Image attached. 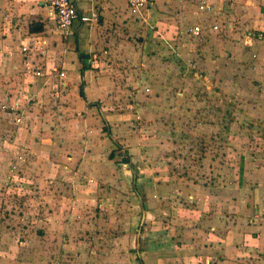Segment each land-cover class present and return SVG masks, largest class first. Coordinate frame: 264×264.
Returning a JSON list of instances; mask_svg holds the SVG:
<instances>
[{
	"label": "crops",
	"instance_id": "0c3cea01",
	"mask_svg": "<svg viewBox=\"0 0 264 264\" xmlns=\"http://www.w3.org/2000/svg\"><path fill=\"white\" fill-rule=\"evenodd\" d=\"M69 2L97 21L61 31L42 0H0V264H264V146L248 154L243 132L259 126L264 140V0H148L139 17L123 0ZM223 59L236 63L219 68ZM118 60L129 65L115 74ZM157 75L205 88L232 112L208 154L200 144L193 179L182 175L189 163L174 178L136 156V102ZM167 128L153 135L188 138ZM148 145L143 155L158 146ZM154 186L176 207H156ZM37 221L49 244L32 238L44 235L30 230Z\"/></svg>",
	"mask_w": 264,
	"mask_h": 264
},
{
	"label": "rangeland",
	"instance_id": "374dc122",
	"mask_svg": "<svg viewBox=\"0 0 264 264\" xmlns=\"http://www.w3.org/2000/svg\"><path fill=\"white\" fill-rule=\"evenodd\" d=\"M134 23H135L134 26L136 27H134L135 29L133 30V39L136 40V44H138L139 41H141L140 37L145 38L144 35L145 32L143 30V25H142L143 23L137 21ZM121 31L122 32L120 34V38L124 40L125 38H128L129 36L128 28L122 27ZM113 36L114 39H116L117 41V37H119V35H117V33H114ZM118 61L119 63L118 62L115 63L117 67L116 71H114L115 74L118 73L119 70L121 71V69H125L126 66L129 65L128 60H125L124 63L121 60ZM229 63L233 64L236 62L232 60L223 59L222 61H219V63H217L216 65L220 66L219 68H221L222 65L225 66L226 64ZM121 64L124 65L127 64V65L122 67L120 66ZM148 64L149 66H153L151 62ZM237 76L239 78L242 77L240 72L236 74V77ZM116 77H118V75ZM222 77H226V75H222ZM167 78H169L167 82L170 83V85H167L166 82ZM239 82L240 84L238 87L239 90L242 91L241 90L243 89L242 80H239ZM154 83L155 84L153 85L154 89L152 90V95L150 94L151 91L147 93L148 91L144 90V92L148 95L146 96L140 95V97L136 102L137 106L135 107V109H137L138 112H137V116L133 119V128H132L137 149L140 150V151L138 150L139 154L136 156L139 160L144 158L145 162L149 164L148 169L151 168L153 171L156 168L162 169L163 167L170 166L168 171H166L165 173L168 174L169 176H173L174 178L180 176L179 172H181V170H179V165H181L182 162H184V164L189 163L191 167L189 168V170L184 171L182 175L189 176L190 179H193V175L195 173V169H193V165L196 164L195 161L199 160L198 149L200 144L203 143L202 149H205L206 154H208V150L211 143L210 141H208L210 135L214 134L215 131L219 130L221 123L220 121L221 116L231 114L232 112H230L229 107H226L224 104H222V102L224 103L225 101L222 100V102L220 103L218 100H216V98H214V96L209 94L207 92L208 90L205 89L203 86L201 88H204V90L195 91L196 90L195 89L189 91L188 85H185L188 88L187 90H183L184 86L177 84L178 83L177 78H174L173 75L164 76V77H160V75H157L155 77ZM215 85L218 88L223 87L221 83H217ZM211 86H213V84ZM219 91H221L222 93L227 92L226 89L224 90L221 89ZM176 92H180L181 94L183 92V97L181 99H177V97L174 95ZM194 94H197V97H193ZM233 109H234L233 114L239 115L237 112H235V111H239V109L234 107ZM0 110H5V109L3 107L0 108ZM3 114L6 113L3 112ZM164 124L166 129L169 130V128L167 127H171L172 130H179V132L185 134L186 136H188V138L184 139L179 143H173V139L171 138H167V139L164 138L165 141L162 142L160 138L153 135V131L161 128L162 126H164ZM256 128L259 131L243 129V132L249 135L248 136L249 141L248 143H246L248 154H254L256 152V149L254 147H258V145L260 147H262V145L264 146V140L262 141L259 137L261 132L259 126ZM200 139L201 141L202 140L205 141L204 142L202 141L200 143L199 142ZM217 141L220 142L221 140H217ZM151 143H154L158 146H154L155 149L153 151L150 150V154L147 153L146 155H143L144 152H142V148L145 149L150 147L148 144ZM165 143H167L168 146ZM160 145H164L165 147L160 148ZM211 145L215 150V151L213 150L212 152L218 154V162L224 161V159L220 157L221 154L223 155L225 153L224 149H219L222 147V145L214 144V143ZM215 147L216 148L218 147L217 148L218 150ZM165 157H170V160L165 159ZM177 157L180 158L179 161ZM248 158H250V160L252 159V162L256 160V159L254 160L253 156L251 157L249 156ZM248 158L247 160H249ZM15 159L19 162L22 161L21 156H16ZM175 161L180 163L177 164ZM148 169L143 170V174L145 177L146 174L148 173ZM197 176L199 177V175ZM172 183L174 184L173 189L175 190L176 189L175 185H177L176 180L172 181ZM165 192L161 193L160 191H158L156 186H154L152 189L150 188L149 190L147 189V193L150 195V198L153 202H155L156 201L155 198L158 197L161 201H163L162 203H158L156 201L157 204L156 207H158L161 204H166L167 207L175 208L177 205L176 199L178 198V196H175L174 192L172 193H168V192L165 193ZM124 193H126L125 190ZM174 197L176 199L173 200ZM168 204H170V206H168ZM174 204L175 206H172ZM38 207H39L38 210H40L41 205L39 204ZM41 213H39L41 214L39 216H42L43 218H47V211L45 210V208L42 207ZM77 219H79V217L76 216V220ZM7 221L8 219L5 218L4 220H2L3 222L2 224H7L8 226L9 223H7ZM47 228H48V224L39 221L35 222L34 226L30 230L34 231L36 229V231L38 232L42 230L44 232V235L41 238L40 237H37V239L35 237L32 238H34L36 242L49 244L50 237L46 233ZM25 237L28 238L27 235ZM28 257L30 258V256Z\"/></svg>",
	"mask_w": 264,
	"mask_h": 264
},
{
	"label": "built area",
	"instance_id": "2783aa9c",
	"mask_svg": "<svg viewBox=\"0 0 264 264\" xmlns=\"http://www.w3.org/2000/svg\"><path fill=\"white\" fill-rule=\"evenodd\" d=\"M126 4L128 13L132 17H139L141 13L147 9L148 0H123ZM44 7L47 9L48 15L53 19L57 29L66 31L72 23L79 22L90 24L97 21V14L90 13L89 15L78 14L75 8L70 4L69 0H42ZM216 27L212 29L215 30ZM190 33L197 35L199 27L194 26L188 30ZM24 51V48L22 49ZM54 71V70H53ZM58 78L63 77L62 73L57 74ZM145 91H148L145 89ZM21 121L20 118L15 120L16 123Z\"/></svg>",
	"mask_w": 264,
	"mask_h": 264
},
{
	"label": "water",
	"instance_id": "95a60500",
	"mask_svg": "<svg viewBox=\"0 0 264 264\" xmlns=\"http://www.w3.org/2000/svg\"><path fill=\"white\" fill-rule=\"evenodd\" d=\"M82 58L84 59V63L86 64L87 63L86 56H82Z\"/></svg>",
	"mask_w": 264,
	"mask_h": 264
}]
</instances>
